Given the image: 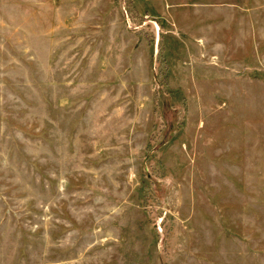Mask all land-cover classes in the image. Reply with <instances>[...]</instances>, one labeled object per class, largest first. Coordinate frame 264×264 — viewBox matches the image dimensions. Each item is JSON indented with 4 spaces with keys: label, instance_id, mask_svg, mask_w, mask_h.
Instances as JSON below:
<instances>
[{
    "label": "rangeland",
    "instance_id": "1",
    "mask_svg": "<svg viewBox=\"0 0 264 264\" xmlns=\"http://www.w3.org/2000/svg\"><path fill=\"white\" fill-rule=\"evenodd\" d=\"M0 264H264V0H0Z\"/></svg>",
    "mask_w": 264,
    "mask_h": 264
}]
</instances>
